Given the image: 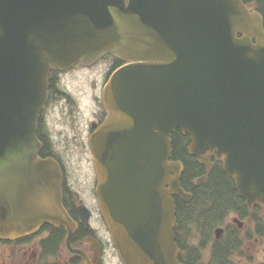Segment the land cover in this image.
I'll return each mask as SVG.
<instances>
[{
  "label": "water",
  "instance_id": "obj_1",
  "mask_svg": "<svg viewBox=\"0 0 264 264\" xmlns=\"http://www.w3.org/2000/svg\"><path fill=\"white\" fill-rule=\"evenodd\" d=\"M242 0H0V239L49 224L71 236L62 172L40 157L51 71L129 63L90 140L103 219L124 264H180L173 234L189 153L216 150L240 197L264 205V21ZM240 36V37H238ZM255 41V44L253 43ZM221 231L219 230L218 233Z\"/></svg>",
  "mask_w": 264,
  "mask_h": 264
},
{
  "label": "flooded vegetation",
  "instance_id": "obj_2",
  "mask_svg": "<svg viewBox=\"0 0 264 264\" xmlns=\"http://www.w3.org/2000/svg\"><path fill=\"white\" fill-rule=\"evenodd\" d=\"M111 59L104 71L96 72L99 80L92 77L99 65L76 66L66 72H55L49 85V101L42 113L39 129L41 153L55 158L60 164L65 208L77 226L70 236V243L67 244L68 233L64 228L47 225L32 235L0 240V264H121L109 232L100 225L95 198L96 178L89 149L91 134L105 118L102 90L111 72L122 65ZM77 71L82 75L77 80L76 92L72 93L67 80ZM54 113L58 114L56 121L52 119ZM209 156L212 170L208 172L204 166L206 180L194 183L196 187L205 185L215 168L222 171V161L213 152ZM82 206L88 209L89 218L82 215ZM183 249V264H206L194 244L186 242Z\"/></svg>",
  "mask_w": 264,
  "mask_h": 264
},
{
  "label": "trees",
  "instance_id": "obj_3",
  "mask_svg": "<svg viewBox=\"0 0 264 264\" xmlns=\"http://www.w3.org/2000/svg\"><path fill=\"white\" fill-rule=\"evenodd\" d=\"M244 1L256 3L258 10L264 16V0ZM188 145L189 138L181 131L178 130L172 136L173 156L185 165L181 179L182 186L192 192L194 196L193 202L189 205L178 202V224L197 227L201 231L202 239L206 241L212 227L225 223L232 212L238 213L241 218H244L246 209L236 194L233 181L217 168L209 174L208 182L205 185L196 187L193 184L195 178L203 175L204 167L188 154ZM257 226L262 227L259 222ZM227 240L225 242H228ZM49 243L52 246V240ZM236 247L237 245L234 249ZM233 251L232 244L218 242L213 249V258L216 259L217 264H226ZM260 264H264V262Z\"/></svg>",
  "mask_w": 264,
  "mask_h": 264
},
{
  "label": "rangeland",
  "instance_id": "obj_4",
  "mask_svg": "<svg viewBox=\"0 0 264 264\" xmlns=\"http://www.w3.org/2000/svg\"><path fill=\"white\" fill-rule=\"evenodd\" d=\"M109 64V59L103 61L97 68H95V73L92 74V77L99 80L98 74L96 72L104 71ZM82 73L77 71L72 73L68 77L69 90L72 93L76 92L78 81ZM57 113H54L52 119L57 120ZM59 128V127H57ZM101 225V223H100ZM239 238H242L243 247L239 255L232 257V264H258L264 260V238L256 236L254 225L245 224L244 231L239 234ZM211 243L208 244V247L204 250V261L208 260L210 256Z\"/></svg>",
  "mask_w": 264,
  "mask_h": 264
}]
</instances>
